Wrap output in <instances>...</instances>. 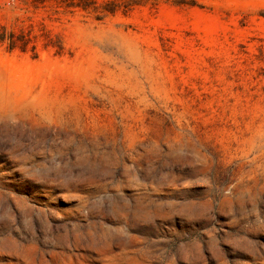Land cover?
Listing matches in <instances>:
<instances>
[{
	"label": "rangeland",
	"instance_id": "rangeland-1",
	"mask_svg": "<svg viewBox=\"0 0 264 264\" xmlns=\"http://www.w3.org/2000/svg\"><path fill=\"white\" fill-rule=\"evenodd\" d=\"M0 264H264V0H0Z\"/></svg>",
	"mask_w": 264,
	"mask_h": 264
}]
</instances>
